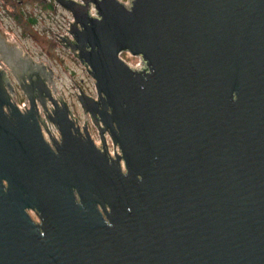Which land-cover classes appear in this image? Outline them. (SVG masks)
Listing matches in <instances>:
<instances>
[{"label":"water","instance_id":"1","mask_svg":"<svg viewBox=\"0 0 264 264\" xmlns=\"http://www.w3.org/2000/svg\"><path fill=\"white\" fill-rule=\"evenodd\" d=\"M53 1L101 145L0 26V264H264V0Z\"/></svg>","mask_w":264,"mask_h":264},{"label":"rangeland","instance_id":"2","mask_svg":"<svg viewBox=\"0 0 264 264\" xmlns=\"http://www.w3.org/2000/svg\"><path fill=\"white\" fill-rule=\"evenodd\" d=\"M47 4H53L55 7L53 0H0V26L6 33L17 38L34 60L41 61L52 68L58 94L64 97L78 123L80 125L86 123L91 137L100 146L97 129L91 118L82 113L76 100L77 86L85 94L96 96L93 80L71 52L64 49L56 40L59 39V35L63 36L67 33L69 24L73 21L72 16L60 6L45 8ZM29 17H32L35 22L28 23ZM10 42L21 46L14 38H10ZM121 57L129 65L137 63V57L129 53H122ZM54 97H56L55 94ZM14 100L18 105L23 103L27 105L26 99L16 85ZM105 139L112 153L113 148L107 133ZM30 213L34 220H38L35 214Z\"/></svg>","mask_w":264,"mask_h":264},{"label":"clouds","instance_id":"3","mask_svg":"<svg viewBox=\"0 0 264 264\" xmlns=\"http://www.w3.org/2000/svg\"><path fill=\"white\" fill-rule=\"evenodd\" d=\"M119 2L122 3V4L128 9V11L131 12V10H132V0H119ZM92 15H93L96 19H98V20H99V19H102V18L96 13V11H95L94 8H93V10H92ZM238 99H239V95H238V93L233 92V101H237ZM122 174H123L125 177H127V176L129 175V173H128L127 171H124ZM138 179H139L140 181H143V176H138ZM73 191L75 192V189H74ZM76 203H77L78 205L83 206L82 203L79 202V198H77V202H76ZM108 225L111 227V226H112L111 222L108 223ZM41 235L43 236L44 233H41Z\"/></svg>","mask_w":264,"mask_h":264},{"label":"bare ground","instance_id":"4","mask_svg":"<svg viewBox=\"0 0 264 264\" xmlns=\"http://www.w3.org/2000/svg\"><path fill=\"white\" fill-rule=\"evenodd\" d=\"M48 108H51V105H48ZM22 109V108H21ZM42 112L40 111V114H41ZM46 125V124H45ZM48 127V126H47ZM42 132H43V135H44V137L46 138V140H49V135L47 134V132H46V130H45V128H44V126L42 127ZM48 135V136H47ZM51 136L53 137V138H57V135H56V131L53 129V128H51ZM97 145V144H96Z\"/></svg>","mask_w":264,"mask_h":264},{"label":"built area","instance_id":"5","mask_svg":"<svg viewBox=\"0 0 264 264\" xmlns=\"http://www.w3.org/2000/svg\"><path fill=\"white\" fill-rule=\"evenodd\" d=\"M0 68L8 71V69L5 67V65L1 61H0ZM24 105H25V103H23L22 105H19V107L23 108ZM51 128H53L56 131V135H58V131L56 130V128L53 125H51ZM57 138H58V136H57Z\"/></svg>","mask_w":264,"mask_h":264},{"label":"trees","instance_id":"6","mask_svg":"<svg viewBox=\"0 0 264 264\" xmlns=\"http://www.w3.org/2000/svg\"><path fill=\"white\" fill-rule=\"evenodd\" d=\"M44 7L50 9V8H53L54 5H53V4H47V5H45ZM27 22H28V23H34L35 20H34L32 17H29L28 20H27Z\"/></svg>","mask_w":264,"mask_h":264}]
</instances>
